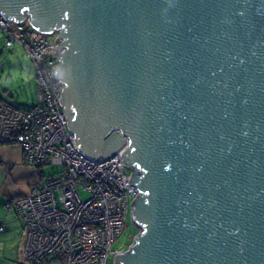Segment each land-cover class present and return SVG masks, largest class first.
Masks as SVG:
<instances>
[{
  "label": "water",
  "instance_id": "95a60500",
  "mask_svg": "<svg viewBox=\"0 0 264 264\" xmlns=\"http://www.w3.org/2000/svg\"><path fill=\"white\" fill-rule=\"evenodd\" d=\"M57 32L78 149L119 153L139 231L115 264H264V0H0Z\"/></svg>",
  "mask_w": 264,
  "mask_h": 264
},
{
  "label": "built area",
  "instance_id": "2783aa9c",
  "mask_svg": "<svg viewBox=\"0 0 264 264\" xmlns=\"http://www.w3.org/2000/svg\"><path fill=\"white\" fill-rule=\"evenodd\" d=\"M5 46L20 44L35 73L36 102L18 109L0 101V143H18L29 165L58 164L60 174L37 179L13 205L25 227L23 252L31 264H115L126 251L113 247L138 192H130L132 171L118 154L98 159L77 147L59 102L64 84L56 79V42L21 21L0 15ZM85 193V198L82 197ZM1 229V227H0Z\"/></svg>",
  "mask_w": 264,
  "mask_h": 264
},
{
  "label": "crops",
  "instance_id": "0c3cea01",
  "mask_svg": "<svg viewBox=\"0 0 264 264\" xmlns=\"http://www.w3.org/2000/svg\"><path fill=\"white\" fill-rule=\"evenodd\" d=\"M0 100L4 101L1 96ZM37 179L38 170L27 163L18 143H0V264H31L23 252L24 224L16 208L6 207V202L28 193Z\"/></svg>",
  "mask_w": 264,
  "mask_h": 264
},
{
  "label": "rangeland",
  "instance_id": "374dc122",
  "mask_svg": "<svg viewBox=\"0 0 264 264\" xmlns=\"http://www.w3.org/2000/svg\"><path fill=\"white\" fill-rule=\"evenodd\" d=\"M46 37L48 40L54 42L56 36L52 33L47 34ZM0 85L3 86V90H0V96L4 102L23 110L29 109L35 104L36 82L33 64L20 44L15 43L10 47L5 46L4 36L1 31ZM42 171L45 174L44 178H46L51 175L60 174L62 167L58 164L49 163L42 166ZM82 197L85 198V193H82ZM130 211L131 207L128 209L119 235L112 244L113 247L128 249L133 243L134 236L139 231L138 226L132 221Z\"/></svg>",
  "mask_w": 264,
  "mask_h": 264
},
{
  "label": "trees",
  "instance_id": "16d2710c",
  "mask_svg": "<svg viewBox=\"0 0 264 264\" xmlns=\"http://www.w3.org/2000/svg\"><path fill=\"white\" fill-rule=\"evenodd\" d=\"M1 101V100H0ZM2 102H4V101H2ZM6 103V102H5ZM42 166L43 165H35V168L38 170V178L39 179H45L44 178V176H45V174L43 173V171H42Z\"/></svg>",
  "mask_w": 264,
  "mask_h": 264
},
{
  "label": "bare ground",
  "instance_id": "6f19581e",
  "mask_svg": "<svg viewBox=\"0 0 264 264\" xmlns=\"http://www.w3.org/2000/svg\"><path fill=\"white\" fill-rule=\"evenodd\" d=\"M11 200H13V199H15V196L14 197H12V198H10Z\"/></svg>",
  "mask_w": 264,
  "mask_h": 264
}]
</instances>
